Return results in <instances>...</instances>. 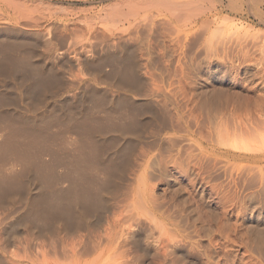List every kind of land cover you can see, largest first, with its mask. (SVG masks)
I'll use <instances>...</instances> for the list:
<instances>
[{
  "label": "rangeland",
  "instance_id": "rangeland-1",
  "mask_svg": "<svg viewBox=\"0 0 264 264\" xmlns=\"http://www.w3.org/2000/svg\"><path fill=\"white\" fill-rule=\"evenodd\" d=\"M221 1L49 4L60 16L76 20L71 24L75 41L58 45V68L67 64L65 86L41 109L65 97L76 101L88 83L95 84L87 59L124 44L137 52L144 87L135 98L150 100L160 115H142L148 125L118 143L134 149L135 163L113 196L155 198L161 220L184 239L171 250V264H264V210L253 202L264 192V22L236 14ZM34 2L48 7L44 0ZM3 24L40 32L33 36L40 56L52 47L41 33L44 21ZM88 25L95 32L91 41L82 37ZM98 87L125 92L105 83ZM2 169L12 171L11 164ZM56 170L61 173L65 166ZM22 208L17 203L0 209V231ZM20 235L30 240L27 232Z\"/></svg>",
  "mask_w": 264,
  "mask_h": 264
},
{
  "label": "bare ground",
  "instance_id": "bare-ground-1",
  "mask_svg": "<svg viewBox=\"0 0 264 264\" xmlns=\"http://www.w3.org/2000/svg\"><path fill=\"white\" fill-rule=\"evenodd\" d=\"M34 1L0 0V209L23 204L20 216L0 231V264H171L172 249L184 239L161 220L155 198L113 196L135 163L134 149L118 143L148 125L142 115H160L150 100L135 98L144 87L137 52L124 44L87 59L95 84L88 83L76 101L60 93L64 100L41 109L65 86L67 64L58 68L56 51L75 41L76 20L49 7L65 0H44V10ZM223 2L264 22V0ZM24 20L46 23L41 33L52 47L42 57L33 39L40 32L2 26ZM94 33L88 25L82 37L91 41ZM104 83L125 92L110 94L98 87ZM8 163L12 171L5 172ZM59 165L65 166L61 173ZM254 198L264 210V192Z\"/></svg>",
  "mask_w": 264,
  "mask_h": 264
}]
</instances>
